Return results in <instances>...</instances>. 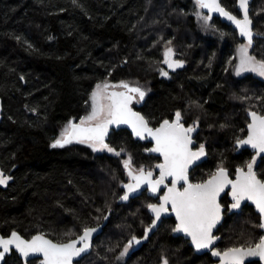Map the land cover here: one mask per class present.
Wrapping results in <instances>:
<instances>
[{"label": "trees", "instance_id": "1", "mask_svg": "<svg viewBox=\"0 0 264 264\" xmlns=\"http://www.w3.org/2000/svg\"><path fill=\"white\" fill-rule=\"evenodd\" d=\"M220 1L236 12L235 0ZM250 7L254 30L261 35L251 52L261 59L264 0H253ZM191 10L194 0H0V170L12 177L0 185L2 235L18 231L30 238L43 231L55 241L73 239L108 214L90 252L75 264H119L118 253L127 241L141 237L148 214L140 202L149 198L140 196L128 204H118L117 198L125 180L122 160L128 154L133 165L153 167L155 157L146 153L147 143L119 129L106 142L117 150L123 147L120 156L78 142L51 147L69 120L89 112L91 93L103 81L123 80L149 89L138 109L151 125L189 103L199 104L207 119L201 125H215L208 131V158L195 176L212 170L221 155L229 164L241 161L242 154L233 152L234 140L236 128L245 121L243 106L249 103L237 87L246 77L232 78L235 57H229L232 43L240 40L218 19L219 32L209 40L202 37L187 15ZM158 34H175L186 60L168 81L155 69L160 61L153 45ZM250 88L253 92L255 85ZM222 123L228 127L221 128ZM246 211L224 219L218 232L222 240H258L256 213ZM168 226L164 222L146 243L135 244L139 248L124 264H155L164 252L171 264L211 262L171 237ZM239 240L237 244L244 242ZM4 264L23 261L12 252Z\"/></svg>", "mask_w": 264, "mask_h": 264}, {"label": "snow or ice", "instance_id": "2", "mask_svg": "<svg viewBox=\"0 0 264 264\" xmlns=\"http://www.w3.org/2000/svg\"><path fill=\"white\" fill-rule=\"evenodd\" d=\"M194 6L197 9V20L201 21L206 29L214 28L211 24L212 14L218 13L231 21L239 30L240 36L246 38V42L237 47L238 63L234 68L235 74L239 76L250 72L264 77V58L257 59L249 52L253 47L254 35H258L254 34L249 16V0H239L242 18L223 7L220 0H194ZM204 10H207L208 14H205ZM171 44V40L166 42L163 63L169 69L182 68L184 61L173 59L175 51ZM160 75L167 77L169 73L160 69ZM148 91L149 89L139 84L133 85L123 80L118 84L108 81L98 83L90 96L91 110L79 118V123L74 119L69 120L51 147L63 148L78 142L87 144L93 151L106 150L120 156L125 149L121 147L117 150L106 142L109 129L122 124L130 126L134 136L141 139L150 137L154 141V146L146 151L158 153L163 158L162 162L154 166L159 172L158 176H154L152 168L140 166L134 170L131 154L123 161L129 182L123 184L126 191L120 197L121 200H127L129 194L144 186L153 194L160 192L162 186L166 189L163 195L158 197V203L147 204L154 218L145 228L144 238L147 239L148 233L157 226L161 217L171 211L176 219L172 231L182 232L190 237L191 244L197 251L210 249L212 256L220 258V264H245L246 258L249 257H259L264 261V235L259 236L256 241L249 238L243 243L221 250L215 246L221 237L214 234L225 212L221 193L227 188H230L232 199L228 210L240 209L243 202L251 201L260 215L258 227L264 230V179H261L256 171L257 158L264 161V114L250 111L251 121L247 124L246 138H236L237 147L250 146L255 154L243 166L235 168L234 179L230 176L229 169L221 162L206 179L193 182L190 179V169L208 154L206 145L200 143L196 146L193 138L199 127V118L186 127L182 112L177 110L174 119H163L157 127L150 126V121L132 108L133 102L138 104L143 101ZM11 179V176L0 170V185H7ZM96 231L97 228L85 226L82 234L76 238L56 241L43 233L33 235L31 239H25L16 231L7 237L0 235V261L15 249L24 258L25 264H28L30 257L37 254L43 257L40 264H73L74 258L81 257L91 247V237ZM140 242V239L133 235L123 246L117 259H122L133 244ZM163 264H169L167 258L163 259Z\"/></svg>", "mask_w": 264, "mask_h": 264}, {"label": "rangeland", "instance_id": "3", "mask_svg": "<svg viewBox=\"0 0 264 264\" xmlns=\"http://www.w3.org/2000/svg\"><path fill=\"white\" fill-rule=\"evenodd\" d=\"M234 5H235V10H236V12H234V11H232V13H236V14H239V12L237 11V9H236V0H235V2H234ZM197 9L195 8V10L194 11H189L188 13H187V15L188 16H190L191 17V19H192V22H193V24L196 26V28H197V30H198V32H200V35L202 36V37H205V38H208V40L209 39H211L212 38V36L215 34V33H217V31L219 32V30L220 29H217V25L215 24V23H213L212 24V22H211V24L212 25H214V28H205L204 26H203V23L201 22V21H198L197 20V18H196V16H195V11H196ZM206 14V13H205ZM170 27V26H169ZM169 27H167V28H169ZM255 31V30H254ZM175 33H177V31L175 32ZM257 33V32H256ZM258 34V33H257ZM257 37H255L254 38V41H255V39H256ZM194 39V38H193ZM169 40H171L172 41V44H171V47L174 49V51H175V56L176 57H178V58H181V59H184L185 60V56H184V52H182L180 49H179V46L177 45L178 43H177V39H176V36H175V34L174 35H172L171 37H165L164 36V34H158L157 35V39H156V42L155 43H153V45L154 46H157V48H158V54H159V56H160V61H156L155 62V65H156V72H157V74H158V72H159V70H160V68L161 67H163V63H162V61H163V58H164V55H163V53H164V49H165V46H166V42L167 41H169ZM246 41L244 40V39H242V40H240L239 42H238V44L237 45H235L234 43H232V50H231V54L229 55V57H230V59L232 58H234L235 57V64H234V68H235V65L238 63V53H237V47H238V45L239 44H241V43H245ZM262 47H263V44H262ZM252 49V48H251ZM251 49L249 50V52H250V54L251 55H255L256 57H257V55H256V53L254 52V53H252L251 52ZM260 54H262V51H261V53ZM257 59H260V58H258L257 57ZM215 60V58H212L210 61L212 62V61H214ZM186 61V60H185ZM210 63V62H209ZM244 74H246V79H244L245 81L243 82L242 81V83H239V81H237V83H238V86L237 87H239L240 88V91H241V94L244 96V97H242V100H244L246 103H249V104H246L245 106H243L244 107V109H254V110H257V111H259L261 108H262V106L264 105V103H263V101H264V88H263V90H262V88H261V86H258L257 84V80L258 79H260V76L259 75H257V74H255V73H242L241 75H244ZM231 76H232V78L234 77L236 80H237V78H236V74H235V71L233 70V72L231 73ZM233 78V79H234ZM252 85H255V89H252L253 90V92H251L250 90H251V88H250V86H252ZM95 89V88H94ZM252 94H251V93ZM188 104V103H187ZM89 105H91V101H89ZM199 104L197 103V102H195V103H189L188 105H187V108L185 109V110H183V111H181L182 112V114H183V117H184V121H187L188 122V124L189 125H191L192 123H193V121H195L197 118H199V125L200 126H202L201 125V122L202 121H207V119H206V117L204 116V115H202L201 113H200V110H199V106H198ZM90 110H91V107H90ZM89 110V111H90ZM199 114H201V115H199ZM84 116V115H83ZM82 117V116H81ZM78 122H79V119L77 120ZM226 124V125H225ZM240 124V123H239ZM214 125H215V123L214 122H212V123H210L209 122V124H206V126L207 127H203L202 126V128H204L203 129V132H202V141L200 142V143H204L205 145H206V148H207V151H208V144H209V142H210V137H209V133H208V131H210L212 128H214ZM222 125L224 126V127H221V128H227L228 126V124L227 123H222ZM240 129V130H239ZM236 131H237V134L236 135H239L240 134V132H241V128H240V126H238L237 128H236ZM237 138V137H236ZM234 151V154H235V151H236V147L234 146V149H233ZM104 152H107L106 150H104ZM208 155H209V152H208ZM233 161V160H232ZM122 162H123V160H122ZM221 162H223L224 163V165L226 166V167H230L231 169H232V166H234V164H233V162H231V164H229V162H228V158H225V157H223L222 155L220 156V157H218V158H216L215 159V162L212 164V170H207L206 168H205V170H202V171H200L199 172V175H196V177L198 178V179H204L205 177H207L208 176V174L209 173H211V172H213L215 169H216V167L221 163ZM136 168H139L138 166H135V165H133V169L135 170ZM151 168H153V167H151ZM195 176V175H194ZM127 181H128V176H127V173L125 172V180L123 181V184H125V183H127ZM122 184V185H123ZM120 185H121V183H120ZM122 187V186H121ZM122 192H123V187H122ZM122 192H120V194H119V196H118V198L121 196V194H122ZM117 198V199H118ZM131 201V200H130ZM129 202V201H128ZM128 202H125V203H122V204H128ZM140 202V201H139ZM140 204H141V207H143V209L144 210H146V212H147V204H148V201H143V200H141V202H140ZM251 211V210H250ZM243 212V211H242ZM242 212H240V213H242ZM244 212H247L246 210L244 211ZM240 213H238V215L240 214ZM237 215V214H236ZM257 216V215H256ZM227 217H229L230 219H232V218H236L235 217V215H231V216H229V215H226V218ZM257 219H258V216H257ZM258 225H259V222H258ZM258 227V226H257ZM259 228V227H258ZM172 230V226H168V231H169V233H170V231ZM260 230V229H259ZM261 232V231H260ZM37 233H43V231L42 232H37ZM44 234V233H43ZM259 236H261V234L259 235ZM223 237V236H222ZM259 238V237H258ZM242 242L243 241H245L246 239H244V238H239ZM239 239H233V238H231L230 237V239L229 238H226V239H224V240H222V244L220 243L219 244V248L222 250V249H224V248H226V247H231V246H233V245H235V244H237V241L239 240ZM239 240V241H240ZM133 247V246H132ZM132 247L129 249V252H128V254L126 255V256H124L122 259H119V264H124L125 263V261H126V259H128V255L130 254V251L132 250ZM122 250H123V248H122ZM121 250V251H122ZM120 251V252H121ZM120 252L118 253V256H119V254H120ZM193 254V253H192ZM127 257V258H126ZM165 258H167V260H168V262H169V264H171V261H170V258H169V255L166 253V252H164V253H160V255H159V258H158V260H157V262L155 263V264H163V259H165ZM35 261V262H37L38 264H40V259H32V260H30V261H28V263H30L31 261ZM23 264H25L24 262H23ZM210 264V263H209Z\"/></svg>", "mask_w": 264, "mask_h": 264}, {"label": "flooded vegetation", "instance_id": "4", "mask_svg": "<svg viewBox=\"0 0 264 264\" xmlns=\"http://www.w3.org/2000/svg\"><path fill=\"white\" fill-rule=\"evenodd\" d=\"M205 13L208 14L207 12H205ZM234 14L237 15V16H240V12H239V14H236V13H234ZM217 19L221 22V20H220L218 17L213 16L212 21H211L212 24H213V23L216 24V20H217ZM222 23H223V22H222ZM224 24H225V23H224ZM216 25H217V24H216ZM226 25H227V24H226ZM230 27H231V26H230ZM231 28H232V27H231ZM232 29L234 30V32H235L237 38H238L239 40H242V38H240V37L238 36L237 31H236L234 28H232ZM254 44H255V43H254ZM262 51H263V48H262ZM262 57H263V52H262ZM173 59L183 60V61H184V65H183V67L186 65V61H185L184 59L178 58V57H176L175 55H174ZM163 60H164V58H163ZM162 63H163V61H162ZM183 67H182V68H183ZM160 69H163L164 71H167V72L169 73V75H168L167 77L161 76V75H160V70H159V72H158V76H159L160 78H162V79L168 81V80H171V79L173 78V76H174L173 74H174L177 70H180L181 68H176V69H174V70H173V69H169V68L167 67V65L163 63V67H161ZM239 76H242V77L244 78V77H246V74H244V75H239ZM239 76H238V77H239ZM258 81L260 82V86H261V88H262V90H263V86H264V77H260V79H258ZM140 104H141V102L138 103V104H137L136 102H134V108H135L137 111H140V110L138 109V107L140 106ZM176 111H177V110L173 111V114H172L171 117L164 118V119H169V120L174 119V118H175V117H174V113H175ZM181 111H183V110L181 109ZM250 111H256V112H258V113H260V114H264V108H263V106H262V108H261L259 111L254 110V109H244V113H245V121L242 123V127H241V132H240V134H239V135H236L237 138H241V139H243V138L247 135V124L250 122V116H249V112H250ZM140 112H141V111H140ZM145 118H146V117H145ZM146 119H147V118H146ZM161 121H162V120H161ZM161 121H159V122H158L157 124H155V125H151V124H150V126H152V127H157ZM184 123H185V126H186V127L189 126V124H188L187 121H184ZM203 129H204V128H202V126L199 125V127H198V129H197V133H195V134L193 135V138H194V140L196 141V146H198V145L200 144V142L202 141V137H203V136H202V132H203ZM126 130H127V129H126ZM242 130H243V131H242ZM113 131H114V130H113ZM132 136H133V135H132ZM133 138H134V137H133ZM134 139H135V138H134ZM135 140H136V139H135ZM137 141H140V140H137ZM235 141H236V138H235V140H234V146L236 147L235 154H242V159H241L240 162L234 164V166H232V169H231L230 167H227V168L229 169V174H230V176H231L232 178L235 177V168L238 167V166H243L247 161L251 160L252 156L255 154V152L252 151L250 148H241V149H238V147L236 146ZM140 142L147 143V149H149V148L153 145V143H152V142H149V141H140ZM206 150H207V148H206ZM146 153L149 154L147 151H146ZM207 153H208V151H207ZM149 155L155 157V158H154L155 160H154V162H153V168H152V169H153V171H154V176H157V175H158V170H156V169L154 168V166H155L157 163H160L161 158H160L159 156L155 155V154H149ZM207 158H208V154H207V156H206V157H205V158H204L199 164H197L196 166H194V167L191 169V171H190V179H192L193 182H196V181H198V180H201V179H198L196 176H194V172H195V170H197V168H199L200 166H202V165L206 162ZM214 171H215V170H214ZM256 171H257V174L260 176V178L263 179V173H264V161H262L261 158H260L258 164L256 165ZM206 178H207V177H205L204 179H206ZM164 191H166V189L162 188L161 191H160L157 195H155V196H153V195H148L147 192L144 191L140 196H144V195H146V196L149 198V202H148V203H158V202H159L158 197L161 196V195H163ZM140 196H138V197H136V198H139ZM136 198H134V199H136ZM231 202H232V200H231L230 197H229V190H227V191L221 196V203L225 205V212H224V214H223V221H224V219L226 218V215H229V216H231V215H236V214H238V213H240V212H242V211H245V210L248 209V208H249L250 210H253V211H254L253 206L249 205L248 203H245V204L243 205V207L241 208L240 211L230 213L229 210H228V206L231 204ZM170 212H171V211H170ZM254 212H255V211H254ZM255 213H256V212H255ZM147 214H148V225H150L151 222H152V219L154 218V216H153V214L149 211L148 208H147ZM256 215L258 216V222L260 223V216H259L257 213H256ZM164 222H167L170 226H172V228L175 227V224H176L175 216H174L173 214H171V215H169V216L162 217L161 220H160V223H159V226H158L157 230L159 229V227H160ZM222 223H223V222H222ZM222 223L217 227V230L214 231V234H215L216 236H218V237H221V234H219L218 232H219V230H220V227H221ZM259 229H260V228H259ZM144 230H145V229H144ZM157 230H156V231H157ZM156 231H155V232H156ZM260 231H261V229H260ZM155 232H154V233H155ZM154 233H153V234H154ZM143 234H144V231H143L141 237L143 236ZM153 234H152V235H153ZM169 234H170L171 237L176 238L179 242H184V243H186V244L190 247V249H191V251H192V253H193L194 255H196V256H202V255L209 256V258H210V260H211L210 264H216V263H217L216 260L212 259V256H211V252H210V251H206V252H202V253H198V252H196V250L190 245V239L186 238L184 235H182V234H176V235H175L174 232H173L172 230L170 231ZM152 235H151V236H152ZM261 235H264V230H263V232L261 231ZM151 236H150V237H151ZM150 237H149V238H150ZM149 238H148V239H149ZM147 241H148V240H147ZM221 242H222V237H221V239L218 241V244L216 245V247L219 248V244H220ZM145 243H146V242H145ZM143 244H144V243H143ZM138 246H140V245H138ZM136 248H139V247H136V245L133 244V247H132V250L130 251V254L133 253V250H135ZM130 254H129L127 257H129ZM6 257H7V256H6ZM127 257H126V258H127ZM5 259H6V258H5ZM245 264H259V263H258V262H250V263H245Z\"/></svg>", "mask_w": 264, "mask_h": 264}, {"label": "water", "instance_id": "5", "mask_svg": "<svg viewBox=\"0 0 264 264\" xmlns=\"http://www.w3.org/2000/svg\"><path fill=\"white\" fill-rule=\"evenodd\" d=\"M252 1L253 0H249V16H250V10H251V7H250V5H251V3H252ZM221 2V1H220ZM223 6V5H222ZM224 7V6H223ZM236 9H237V11L238 12H240V16H237L238 18H242V10H240V8H239V0H236ZM228 10V9H227ZM204 12H207V10H204ZM234 14V13H233ZM235 15V14H234ZM213 16H215V17H218L220 20H221V22H223V23H225V24H227V25H229V26H231L232 28H234L236 31H237V34H238V36L240 37V38H242V39H244L245 41H246V38H244V37H241L240 36V34H239V30L236 28V26L231 22V21H229V20H227V18H225V17H222V16H220L218 13H213L212 14V17ZM250 18H251V16H250ZM251 20H252V18H251ZM252 27H253V31H254V23H253V20H252ZM254 34H257L255 31H254ZM255 37H261V35H254V38ZM254 43H255V41H253V46H254ZM132 108H133V110L134 111H137L135 108H134V102H133V104H132ZM1 111H2V103H1V101H0V116H1ZM137 112H140V111H137ZM141 113V112H140ZM142 114V113H141ZM143 115V114H142ZM1 119V118H0ZM250 121H251V117H250ZM76 123H79L78 121H75ZM119 129H127L131 134H132V130H131V128H130V126H128V125H120L119 127H116V126H112V127H110V129H109V135H108V137H107V139L109 138V136H110V134H111V132L113 131V130H119ZM133 135V134H132ZM194 135V134H193ZM247 136V135H246ZM246 136L244 137V138H246ZM133 137L136 139V140H140V141H149V142H152L153 143V145L150 147V148H152L153 146H154V141L149 137V138H147V139H141V138H139V137H136V136H134L133 135ZM107 139H106V141H107ZM149 148V149H150ZM241 148H250L252 151H254L250 146H247V145H245V146H242V147H238V149H241ZM148 152V151H147ZM149 154H155V155H157V156H159L160 158H161V161L160 162H162V157L158 154V153H154V152H148ZM205 157H203L200 161H198L197 162V164H199L203 159H204ZM259 160H260V158L258 157L257 158V164H258V162H259ZM190 171H191V169H190ZM125 172L127 173V171H126V169H125ZM158 175H159V172H158ZM157 175V176H158ZM128 176V175H127ZM235 178V177H234ZM233 178V179H234ZM129 182V177H128V181H127V183ZM126 184V183H125ZM123 187V186H122ZM162 188H163V186H162ZM227 190H229V197H230V199H231V195H230V188H227V189H225V192L227 191ZM126 191V189H124L123 188V192H122V194H121V196H123L124 195V192ZM144 191H146L147 192V194L148 195H153V196H155V195H157L158 193H155V194H153V193H151L150 192V190L147 188V186H144V187H142L140 190H138L137 192H134V193H131V194H129V198L127 199V200H121L120 199V197L117 199V203L118 204H122V203H125V202H128V201H130V200H132V199H134V198H136V197H138V196H140ZM224 192V193H225ZM224 193H221V196L224 194ZM232 200V199H231ZM232 203V202H231ZM245 203H248L249 205H251V206H253V208H254V211L259 215V212H258V210L256 209V207H255V205L251 202V201H245V202H243L242 203V205H241V208L243 207V205L245 204ZM231 205V204H230ZM229 205V206H230ZM241 208L240 209H236V210H231V211H229L230 213H232V212H238V211H240L241 210ZM150 211V210H149ZM151 212V211H150ZM171 214H173L174 216H175V214L173 213V212H168V213H166V214H164L162 217H166V216H169V215H171ZM154 216V215H153ZM260 216V215H259ZM105 217H107V219H103V221L100 223V224H98V225H95V226H90V227H94V228H97V231L96 232H94L93 234H92V237H91V247H92V245H93V242H94V240L96 239V237L97 236H99V234H101L102 233V231H103V228L106 226V224H107V220H108V214L105 216ZM161 217V218H162ZM223 222V219H222V221H221V223ZM159 223H160V221H158L157 222V226L155 227V228H153L152 229V231H150L149 233H148V236H147V239H145L144 238V234H143V236L142 237H140L139 239H140V243L138 244V245H141V244H143V243H145V242H147V240H148V238L157 230V228H158V226H159ZM220 223V224H221ZM219 224V225H220ZM218 225V226H219ZM217 226V227H218ZM215 231V230H214ZM261 231L263 232V230L261 229ZM17 233H19L18 231H16ZM12 233V232H11ZM10 233V234H11ZM10 234H8V235H5V237H7V236H9ZM20 234V233H19ZM36 234H39V233H36ZM36 234H34V235H36ZM80 234H82V232L80 233ZM79 234V235H80ZM174 234L176 235V234H182V235H184L186 238H188V239H190V237H187L184 233H182V232H174ZM0 235H2L1 233H0ZM21 235V234H20ZM4 236V235H3ZM21 236H23V235H21ZM24 237V236H23ZM32 237V236H31ZM31 237L30 238H26V237H24L25 239H31ZM48 237V236H47ZM77 237V236H76ZM75 237V238H76ZM49 238V237H48ZM49 239H51V238H49ZM74 239V238H73ZM55 241V240H54ZM219 241V240H218ZM218 241L216 242V245L218 244ZM190 245L194 248V246L191 244V240H190ZM215 245V246H216ZM91 247L87 250V252L86 253H84V254H82V256L81 257H77V258H74V261H73V264H75V262L76 261H78V260H80L82 257H84L86 254H88L89 252H90V250H91ZM195 249V248H194ZM196 250V249H195ZM206 251H210L211 252V250L210 249H202V250H199V251H197L196 250V252H198V253H202V252H206ZM12 252H15L18 256H19V258L25 263V261H24V258L15 250V249H13L10 253H8V254H6L5 255V257H4V259L2 260V261H0V264H4V262H5V258H6V256H9V255H11L12 254ZM211 256H212V254H211ZM40 259V261L43 259V257L41 256V255H39V254H37L36 256H34V257H30L29 259H28V261H30V260H32V259ZM212 259H214V260H216L217 261V263L216 264H220V258L219 257H214V256H212ZM250 262H258L259 264H264V261H261L260 259H259V257H249V258H246V260H245V263H250Z\"/></svg>", "mask_w": 264, "mask_h": 264}]
</instances>
